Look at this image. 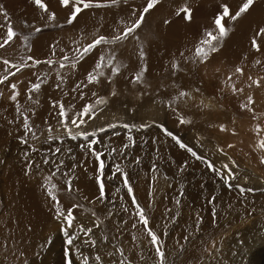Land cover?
I'll list each match as a JSON object with an SVG mask.
<instances>
[{"label": "rangeland", "instance_id": "1", "mask_svg": "<svg viewBox=\"0 0 264 264\" xmlns=\"http://www.w3.org/2000/svg\"><path fill=\"white\" fill-rule=\"evenodd\" d=\"M55 1L59 3L58 0ZM55 1L44 0L49 12L56 13V21H48L49 13L43 12L35 5V19L30 22L22 17L14 21L6 17L2 19V24H10L18 32V51L15 55L19 56V64L29 63L26 60L29 55L40 60L37 54H30L29 47H25L26 36L29 37V46H39L38 43H41L40 46L46 47V59L59 60L64 54L72 56V50L78 44H87L98 35L111 37L122 31L130 19L136 18L131 16L132 9H139L146 4V0H127V3L120 0L116 6L87 9L80 14H86L88 17L85 22L87 25L82 24L83 27H80L79 22L66 23L69 12ZM51 2L60 6V17L57 12L60 8H53ZM243 2L244 0H160L157 8L146 15L144 24L136 34L139 39L130 37L119 44V74L111 75V69L104 68L102 71L105 76L101 77V82L83 89L87 93L83 99L79 98V92L66 95L71 97L67 98L69 104L65 100L66 106L74 105L69 109L70 116L86 103L96 99L91 95L92 92L107 99V104L102 106L103 111L95 120H88L80 129L70 126L73 134L82 131L97 132L98 138L103 141L100 147L106 153L116 149L106 160L104 181L106 195L112 203L95 199L99 193L96 179L98 162L86 149L79 147L85 143L82 136L78 135L80 139L77 137L75 141L67 136L65 131L59 144L61 161L63 166L68 168L67 180L63 182L62 189L56 185L57 162L53 163L55 156H47L49 163L46 166L53 177L50 182L47 177L44 178V193L48 195L46 188L55 184L53 191L59 200L62 199L65 210L80 205L73 210L76 219L73 228L69 229L70 233L79 234V225L93 228L95 247L82 244L81 239L74 241V249L78 248L83 256H88L89 264H121L122 261L123 264H159L154 249L147 243L148 238L142 230L143 226L138 225L137 229H133L131 224L135 217L123 211L122 205H132L119 175L113 180L107 179L112 175L116 163L128 173L137 201L145 207L151 219L150 226L161 236L166 264H264V163H261L264 148L260 144L264 140V36H256L258 30L264 28V0H254L250 9L236 21L226 18L228 35L219 41V51L213 53L207 63H201L195 55V48L205 38V31H214V19L221 13L222 6L227 4L234 14ZM184 7L191 8V21L183 18L184 13L180 10ZM90 19L91 23H87ZM246 19H250L251 24ZM166 20L171 23H165ZM243 20L246 26L239 30ZM41 27V32L35 31ZM71 28L74 31H68ZM165 32L171 33L168 36ZM246 34H249V37H246L247 40L243 44L236 41L237 45L233 46L231 42L234 37L242 38ZM253 37L261 44L259 52L252 47ZM107 48L108 46H101L97 51H107ZM151 48L167 51L160 57L157 54V58L151 62ZM141 49L145 53L143 59L139 55ZM96 57L97 53L93 52L85 56L75 69L60 70L66 76L65 84H69V80L75 76L76 79L79 77L84 81L94 68ZM257 60L260 61L259 64L256 63ZM175 63L180 64L179 71H174ZM34 68L38 73L43 71L38 70L42 68L40 65ZM57 68L58 65L55 64L51 68L47 65L50 77H56ZM236 68H242L243 75L236 73ZM141 71L142 82L134 83L133 77ZM229 77L232 79L229 80ZM248 77L259 79L261 87H249L248 82L251 81ZM52 84L53 82L45 85L53 88ZM233 86L244 91L233 92ZM72 88L67 87V92L72 91ZM181 91L189 95L180 98ZM112 92L116 95H111ZM42 93L41 90L38 94L34 93L33 99ZM249 96L255 101L250 106L253 108L252 112L240 107L247 102ZM51 99L53 101V98ZM148 102H155L157 109H149L150 113H147L146 118L144 109L149 105ZM49 103L52 107V103ZM169 104L172 105L171 108ZM42 108L48 109V106ZM181 117L190 123L180 124ZM110 124L116 127H108ZM125 124L130 128H124ZM161 124L178 134L198 153L212 160L217 168L228 164L238 177L232 181L233 187H227L205 164L180 149L175 141L164 134ZM221 125L226 131L221 130ZM101 127L106 129L105 132H98ZM129 136L133 138L134 146L125 149V144H132ZM65 138L66 144H71V147H67L73 149L71 152L63 148ZM220 148H223L227 155L221 153ZM121 151L123 156L120 155ZM41 157L43 158V152ZM137 158L140 160L139 164L135 162ZM233 160L239 167L231 164L230 161ZM185 162L187 167L180 172L179 168ZM73 166L77 167L75 172ZM79 173L82 179H87L95 186L94 198L92 196L89 199L85 190L79 188ZM69 177L72 179V192L67 191ZM237 186L252 191L241 194ZM117 188L120 190L117 191ZM213 195L216 202L209 205L208 200ZM177 199L180 200L179 205L176 204ZM50 203L53 205L51 199ZM28 209L30 207H27L26 211ZM169 209L171 211H168ZM213 210L216 213L215 219L212 216ZM30 211L33 212L34 219L32 222L27 220L25 228L31 237L24 238L19 244H14L5 251V258L11 259L9 264H64V250L68 247L67 237L63 233L66 225L56 218L52 206L49 211L53 215L40 225L34 209L31 208ZM30 215L28 217L32 219ZM198 216L202 217L203 221L197 228ZM125 220L128 221L127 224L123 223ZM100 221L103 223L96 228L95 223ZM48 232H52V236L46 237ZM104 236L108 237L107 241L103 240ZM133 236L136 237L135 240ZM185 237L188 239L185 240ZM57 239L62 241L61 258L56 256L53 249ZM30 247L31 255L24 259ZM118 248L123 249V256L117 251ZM96 255L101 257L99 262L95 261ZM72 259L73 264H82V256L77 255L75 250Z\"/></svg>", "mask_w": 264, "mask_h": 264}, {"label": "snow or ice", "instance_id": "2", "mask_svg": "<svg viewBox=\"0 0 264 264\" xmlns=\"http://www.w3.org/2000/svg\"><path fill=\"white\" fill-rule=\"evenodd\" d=\"M125 3H127V0H124ZM33 3L36 7L41 9L45 13H49L47 16L48 21H56L57 15L55 12H49V8L47 3L44 2V0H33ZM120 3V0H59V4L62 8L67 9L69 12V15L66 18L67 24H73L77 21L79 15L84 12L87 9L92 8H101V7H112L116 6ZM160 3V0H146V4L142 6L139 9H132L131 16L136 17L134 20H129L126 23V26L122 29V31H119L115 35H112L111 37L105 36V35H98L95 37L91 42L87 44H78L77 47H75L72 52L73 55L69 56L67 54L62 55V57L59 60H53V59H46V60H39L36 59L34 56L29 55L27 57V61L31 63H23V64H17L13 63L9 59H0V63L3 64V74H0V85L5 84L8 82L10 89L12 90L11 95L9 96V99L13 102H16L17 107L16 111L19 112L23 117V127L27 131L31 132L32 129L30 127L29 116L25 115V112L30 111V109H21V106L18 102V97L20 96V92L17 90V84L12 83L11 79L15 78L18 73H20L24 68H30L33 66H37L40 64H47L50 68L51 66L58 65V68L56 70V78L58 82L55 84V88L58 90H62V87L65 83L66 76L60 71L63 69H75L77 65L83 60L85 56L91 55L93 52L97 53L95 66L94 68L87 74L84 81H79L74 84L72 88V92H79L80 98L83 99L87 93L83 91V89H86L89 87V85H94L101 82V77L105 76V73L102 71L104 68L111 69V75H118L120 72L121 65L117 62V48L120 43L129 40L130 37L139 39V36L136 35L138 30L142 27V25L145 22V17L150 13L152 9H154L158 4ZM254 4V0H244V2L239 7V10L236 11L234 14L231 12L229 6L227 4H224L222 6V11L219 15H217L214 19V31H205V38L200 41L199 46L195 48V55L198 57L201 61V63H207L208 58L215 52L219 51V41H221L223 38H225L228 35V27L225 24L226 18L230 19L231 21H236L239 19L240 16H242L244 13H246L250 7ZM182 13H184V19L191 21L192 20V12L190 7H184L180 10ZM137 13L139 15L137 16ZM0 15H3L7 19H10L9 14L5 8V5L0 3ZM165 23H171V21L166 20ZM0 28L5 29L2 34H0V49H5L8 46H10L13 41L16 40L18 36V32L16 29L9 25L0 24ZM42 28H36V32H41ZM256 36H264V28H261L256 33ZM29 37H25V47H28V41ZM101 46H108L107 51H97L98 49H101ZM53 49L55 48V45L52 46ZM252 47L256 49L257 52L261 50V44L257 41L256 37H253L252 39ZM63 52V50H61ZM53 55H55V52L53 51ZM139 55L141 59L145 58V53L141 49L139 52ZM183 55V54H182ZM257 64L260 63L259 60L256 61ZM174 71L180 70V64L175 63L173 64ZM146 70V67H145ZM236 73L243 75V69L242 68H236ZM110 82V77H108ZM143 79V71L139 72L133 77L134 83H140ZM229 80L232 79V77L228 78ZM49 80V73H44L43 75H37V81L38 82H32L30 83V86L27 88L26 96L28 101H32V104H38L39 99L38 97L36 99H33V94L38 93L41 88L48 83ZM249 80L251 83L249 84V87H252L253 85L255 87H261V82L259 79L253 80L251 77H249ZM233 92H243L244 90L237 89L235 86H233ZM197 91H199L197 89ZM3 93H0V96H2ZM67 95V93H65ZM92 96L96 97V99L93 102L86 103L82 106V108L79 111H76L74 113L69 114V109L73 108L74 105H67L62 100H53L52 107L54 109H57V115L60 118V123L62 127L66 130L67 135L70 136L73 140L77 139V135L73 134L72 127L74 126L77 129H80L82 126L86 125L88 120H95L100 112L103 111V105L107 104V99L103 96H97V93L92 92ZM111 95L115 96L116 93L112 92ZM189 93L181 91L179 93V97H186ZM255 101L252 99L251 96L247 98V102L240 105L242 110H246L249 112L253 111V108L250 107L253 105ZM206 106V105H205ZM169 107L171 108L172 105L169 104ZM34 114V111L33 113ZM180 124H186L190 123V121H187L183 117L179 119ZM71 125V126H70ZM110 128L116 127V125H108ZM124 128H129L128 124L123 125ZM162 131L165 135L170 137L173 141H175L176 145L188 152L193 158H195L198 161H201L203 164L206 165L207 169L214 173L217 177H219L227 187L231 188L233 187L232 181L236 180L238 177L236 173L233 171L232 168L229 167L228 164H224L222 168H217L215 166V163L205 157L204 155L198 153L196 150H194L193 147L189 146V144L185 143L184 140L173 131H169L166 127H164L162 124L160 125ZM51 126H49V132H51ZM105 128L101 127L98 129V132H105ZM221 130L226 131L223 125H221ZM78 135L83 137V140L85 143H82L79 145V147L82 150H87L92 156L95 157L96 161L98 162L97 165V184L99 189V195L95 198L98 201L104 202L108 201L109 203H112L113 201L106 195L105 192V168H106V160L109 156H111L113 153L116 152V149H111L109 152H105L101 149V145L103 144V141L98 138L97 132H87L82 131ZM129 141L132 142V144H125L124 148L127 149L130 146H134V140L131 136L128 137ZM23 143H27V140H23ZM261 147L264 148V140L260 142ZM228 147H232V145H228ZM61 150L60 148L55 149V153H59ZM219 151L221 153H224V149L220 148ZM69 152H71V149H69ZM227 155L226 153H224ZM120 155L123 156V151L120 152ZM72 159H75V157H72ZM45 163H49L48 159H45ZM136 164L140 163V160L136 159ZM231 164H233L235 167H239V165H236V162L230 161ZM55 163V161H53ZM261 163H264V158L261 159ZM61 166H63V161H60L58 164H56L55 171L59 172ZM187 167V162H185L180 168L179 171L183 172L184 169ZM153 170L155 171V165H153ZM64 176H68L67 172L62 173ZM119 175L120 179L122 180L123 186L127 189V193L131 199V205L132 207L123 206V211L130 214V216H134L135 219L133 220L131 227L133 229H137L138 225H142L143 232L145 233L147 239V243L152 246V248L155 251V256L158 258L159 264H166V254L163 246V241L161 239V236L157 234V232L154 230L151 224V219L149 215L146 212L145 207L141 206L140 203H138L136 195L134 194V190L132 187V184L129 180L128 173L120 166L119 163L114 164V170L112 171V175L108 176V180H113ZM48 181L50 182L52 177L49 176ZM239 187V190L241 194L245 193L246 191H252V189H246L244 187ZM56 188V185L53 184L51 187L46 188V192L50 199L53 201V209L56 214V218L58 220H61L66 227L63 228V233L67 237L66 244L67 248L64 250V264H73V250H75L77 255L82 256V264H89V257L83 256L82 253L79 252L78 248L74 249V241L81 239L82 244L89 245L91 247L96 246V240L93 239V228H85L83 225H79V234L70 233L69 229L73 228L74 221L76 217L73 215L74 208L80 207V205H74L73 208H69L68 210H65L62 206L58 196L53 191V189ZM120 189L117 188V191ZM67 191L72 192V179L69 177L67 181ZM182 194V193H181ZM216 202V197L213 195L209 200V205H214ZM176 204H180V200H176ZM168 211H171L169 209ZM93 216H95V213H92ZM111 210H109V215H111ZM213 219H215L216 213L213 210L212 211ZM203 218L198 216L197 217V228L199 227V224L202 223ZM103 221H100L98 223H95V227L99 228ZM123 223L127 224L128 221L125 220ZM139 230V229H138ZM82 234V235H81ZM165 235L167 233H164ZM133 240L136 239L135 236L132 237ZM108 237L104 236L103 240L107 241ZM188 238L185 237V240ZM51 242L50 240L48 241ZM117 251L121 256L124 255L123 249L118 248ZM101 260V257L99 255L95 256V261L99 262ZM123 264V261L121 262Z\"/></svg>", "mask_w": 264, "mask_h": 264}, {"label": "bare ground", "instance_id": "3", "mask_svg": "<svg viewBox=\"0 0 264 264\" xmlns=\"http://www.w3.org/2000/svg\"><path fill=\"white\" fill-rule=\"evenodd\" d=\"M0 1L2 4L5 5V8L9 14V17L12 19V21L20 17L25 18L29 22L35 19L34 18L35 9H34V4L32 0H0ZM55 2L59 4L57 1ZM55 2H51L52 7L53 8L57 7L59 9L60 4L57 5L55 4ZM57 12L59 14L58 16L60 17L61 8ZM128 15H129V12H128ZM79 16L80 17L77 19L76 22H79L78 25H80L81 27L82 24L83 25L86 24L85 22L88 20L87 19L88 17H86V14H82ZM3 18L4 16L0 15V24H2ZM246 20H248V23L251 24L250 19H246ZM87 23H91V19H90V22H87ZM245 26H246L245 20H243L239 25L240 28L238 29L240 30L241 28ZM188 27L189 26H187V28ZM202 28L206 29L205 27H202ZM4 30L5 29L0 28V34H2ZM70 30H72V28L69 29L68 31ZM244 30L246 31V29ZM166 32L165 34H167ZM64 34H66V32ZM171 35H170V38H171ZM61 36L63 37L64 35L62 34ZM65 36H67V34ZM246 37H249V34L243 35L242 36L243 39L240 37H237V38L234 37L233 42L231 43L233 44V46L237 45L236 41H239L241 44H243L245 40H247ZM17 41L18 40L16 39L7 48L0 49V59H9L13 63L19 64L18 63L19 56L15 55L17 54V51H18L17 49L18 46H16ZM38 44L41 45V43H38ZM40 45L39 46L31 45V46H28L29 47L28 49H30L31 51L30 54L32 52L37 54V56H39L38 58H40V60L43 61L46 59L47 49L45 46H40ZM162 48H154V49L151 48L152 51L149 50L150 52L149 54L151 56L150 61L155 60L157 58V54L160 57L163 54V52L167 51ZM40 66L42 68L38 70L42 71L43 69L41 73L36 72L33 66L30 68H24V71L22 70L20 73L17 74L15 78L11 79L12 83L17 84V90L20 92V96L18 97V102H19V105L21 106V109L22 110L30 109V111L25 112V115H28L30 117L28 123L30 124V127L32 129L31 132L24 129L23 117L19 112L16 111L17 104L16 102H13L9 99V96L11 95L12 90L10 89L8 82H6L3 85H0V93H3V95L0 96V264H9L10 262H12L9 257L7 259L5 258V254H4L5 251L9 250L14 244H19L24 238L31 237L30 236L31 234L25 228L26 221L31 220L32 222V220L34 219V214L33 212L30 211L31 208H33L37 214V220H38L39 225L42 224L44 220L49 219L53 215V213L49 211L50 207L52 206L50 203L49 196L44 193V189L42 188V185L46 186V182L44 181V178L45 177L48 178L49 176L53 177L51 172L47 169V166H46L47 163H45L44 161L45 159H47V156H55V160L53 161L57 162V164L61 161V151L59 153H55V149L59 148V144H61V139L63 138L66 130L62 127L60 123V118L57 115L58 110L52 108L49 101L52 102L51 98H53V100L59 99L64 102L66 100V102L68 103L67 98H71V97H66L65 93H67L68 95L69 93H73V92L72 91L67 92V87H73L74 84L81 81V79L83 81V78L78 77V79H76L77 76H75V78H71L72 79L71 81L69 80V84L66 85L65 84L66 82L64 83L62 90H58L55 88V84L58 82L57 78L50 77L49 75L48 83L53 82L52 84L53 88H50L44 85V87L41 88V92L43 91V93L40 94L39 96L37 95L39 99V103H38L39 105L32 104V101L27 100V96H26L27 88L30 86V83L38 82L37 81L38 74L43 75L44 73H48L47 64L42 63L40 64ZM3 69H4V66L2 63H0V74H3ZM248 84H250V82H248ZM74 94H76V92ZM79 98H80V95H79ZM46 100H48V102ZM142 105L143 104H141V106ZM43 106L44 107L48 106V109L42 108ZM188 107H192V106H188ZM145 108L146 109H144V114H146L145 117L147 118L148 117L147 113H150L149 109H157V104L155 102H152ZM192 108H195V107H192ZM33 111H34V114H32ZM49 126H51V129H52L51 132H49ZM78 134L79 133L74 134V135H77L78 137ZM22 139L27 140V143H23ZM66 139L67 138H65L63 148H65V151L69 149L73 150L72 148H67L68 146L71 147V144L70 143L66 144ZM75 141H77V139H75ZM42 152H43V158L41 157ZM76 169L77 167H75L73 171L75 172ZM67 170L68 168H65V166H61L60 171L57 172L56 185L60 189H62L63 182H65V179L67 180V176L62 175V173L67 172ZM77 184L80 189L85 190L87 196L89 197V199H91L94 193L95 186L92 185V183L88 182L87 179L85 178L82 179V177H80V173H79ZM40 200L42 201L39 202ZM61 200L62 199L60 198V202H62ZM27 207H30V209L26 211ZM25 212H26V215H25ZM28 215H30V217L32 216L31 217L32 219H30ZM50 236H52V232H48L46 234V237H50ZM61 242L62 241L60 239H57L55 242V247L53 248L56 256L60 258L62 256V249L60 248ZM31 247H30V251L27 253L24 259L30 257Z\"/></svg>", "mask_w": 264, "mask_h": 264}]
</instances>
